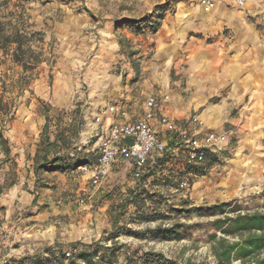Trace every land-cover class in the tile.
<instances>
[{
  "label": "rangeland",
  "instance_id": "374dc122",
  "mask_svg": "<svg viewBox=\"0 0 264 264\" xmlns=\"http://www.w3.org/2000/svg\"><path fill=\"white\" fill-rule=\"evenodd\" d=\"M193 2L0 0L4 33H26L23 59L32 65L13 59V43L0 46V264H31L32 257L83 264V251L93 264H141L144 251L216 264L212 205L227 202L228 214L264 211V0H220L225 15ZM121 89L134 117L153 92L178 127L190 129L201 116L225 139L202 164L188 166L176 135L163 131L172 157L162 174L135 180L115 161L95 186L76 166L97 141L86 132L93 97ZM38 117L47 128L37 126ZM14 119L21 121L15 128ZM58 134L68 154L51 164L67 151ZM53 140L57 146L47 144ZM57 163L63 166L50 168ZM12 184L18 191L8 189ZM157 226L174 232L130 233Z\"/></svg>",
  "mask_w": 264,
  "mask_h": 264
},
{
  "label": "built area",
  "instance_id": "2783aa9c",
  "mask_svg": "<svg viewBox=\"0 0 264 264\" xmlns=\"http://www.w3.org/2000/svg\"><path fill=\"white\" fill-rule=\"evenodd\" d=\"M197 2L206 12L217 6L216 0ZM236 2L243 4L244 0ZM106 111L117 112L116 104H109ZM192 119L197 121V117ZM100 122L101 117L96 115L92 124ZM163 131L176 135L179 147L184 151V161L190 166L202 164L209 151L225 139L223 132L211 130L200 136L194 129L178 127L168 114L160 112L157 97L150 94L144 100V112L141 117L132 121H113L101 126V130L94 131L97 139L96 159L93 163H82L78 168L93 185L100 186L108 176L111 165L122 159L126 162L131 177L139 180L146 171L150 155L162 153L167 148V139L160 135ZM178 186L186 188L188 182L181 180ZM65 254L70 256L69 251Z\"/></svg>",
  "mask_w": 264,
  "mask_h": 264
},
{
  "label": "trees",
  "instance_id": "16d2710c",
  "mask_svg": "<svg viewBox=\"0 0 264 264\" xmlns=\"http://www.w3.org/2000/svg\"><path fill=\"white\" fill-rule=\"evenodd\" d=\"M5 23L0 19V46H6L9 43H13V59L15 61H22L24 69L32 68V65H28L24 62L22 50L25 39L28 40L26 33L19 30L10 33H4ZM159 22L149 23L151 30L155 31L159 26ZM30 50V46L27 47ZM47 120L45 121L44 128H47ZM57 139L61 142L59 148H64L66 142L64 136L58 134ZM55 140L48 141L47 144L55 145ZM172 142L167 139V148L162 153H154L151 159L148 160L146 165V171L143 173L141 180H145L148 176L156 172H162V166L166 161L172 157V152L168 150ZM57 146V145H55ZM68 147H66L67 150ZM68 150L63 155L53 156L52 159L46 162L55 164V162L61 161V157H66ZM93 155L91 157L83 156L76 166L82 163H93L96 159V147L93 149ZM47 157V156H46ZM45 158V157H44ZM46 159V158H45ZM151 162V163H149ZM185 162V161H184ZM150 164V165H149ZM186 164V163H185ZM187 165V164H186ZM50 168H61L62 163L57 165H51ZM190 166V165H188ZM130 173V172H129ZM162 174V173H161ZM130 192L136 195L135 189L130 187ZM131 200H134L131 198ZM227 202L215 203L211 207V215L217 214L211 221V225L214 227V231L209 233L208 237L211 241L210 249L215 257L216 264H229L232 260H239L242 263L247 261L253 262V264H264V211L254 210L251 212H241L238 208L232 209V214L225 213V206ZM148 235H146V233ZM174 230L171 227L157 226L146 231H130L137 237L144 238L146 236L165 238L166 236H172ZM220 232V235H217ZM80 258L83 260V264H93L92 253L89 251H83L80 253ZM141 264H203L196 263L191 260L185 262H178L177 260L167 258L161 252L144 251L141 256ZM31 264H48L41 258L32 257Z\"/></svg>",
  "mask_w": 264,
  "mask_h": 264
},
{
  "label": "crops",
  "instance_id": "0c3cea01",
  "mask_svg": "<svg viewBox=\"0 0 264 264\" xmlns=\"http://www.w3.org/2000/svg\"><path fill=\"white\" fill-rule=\"evenodd\" d=\"M194 2L193 3H195L196 4V7L199 9V10H202V11H204L203 9H202V7L198 4V2H197V0H193ZM217 1V6H216V8L215 9H213V10H210V11H212V12H210V11H208V12H210V13H212V14H214V15H216V14H218V13H220V14H224L225 15V12L223 11H219V5H220V0H216ZM217 10V11H216ZM206 12V11H205ZM109 21H113V20H109ZM120 43V42H119ZM121 43H122V41H121ZM128 92V90L126 89V91H124V90H122L121 89V94H117V95H113V94H111V95H109L108 97L106 96V97H104V95H105V93L103 94V93H100V94H98L97 95V98L96 97H93V100L95 101V104H94V106H95V115H94V118H95V116L96 115H99L100 117H101V122L100 123H94V124H92V126H90L88 129L89 130H87L86 132H92V133H94V131L96 130V129H99V130H101V126H106V125H108L109 123H111V122H113V121H132V120H135V119H137V118H139V117H141L142 115H143V112H144V102H143V105L141 106V108H142V114L139 116V117H134L135 116V114H136V111H135V109L133 108L132 110H130V106H131V99H129V97H130V95H129V93H127ZM150 94H153V95H155L156 97H157V99H158V101H159V103H160V112H162V113H166V114H168L169 115V113H168V111L167 110H165L164 108H163V106H162V103H161V99H159V97L157 96V94H155V93H153V92H149V93H147V95L146 96H148V95H150ZM113 99H116L117 101H119L118 102V105L116 104V106H117V112H115V113H109V112H107L106 111V107L109 105V104H113V103H110V100H113ZM121 100V101H120ZM135 104V103H134ZM199 105H200V103H198ZM198 105V106H199ZM193 106H195V104L193 105ZM195 108V107H194ZM198 108V107H197ZM99 111V112H98ZM170 116V115H169ZM198 122H196V123H189L190 124V126L191 127H189V128H191L192 130L194 129L195 130V132L198 134V135H200V136H202V135H204L206 132H208V131H211V130H214V131H218V129H215V128H212V127H209L210 125L208 124H206L204 121H203V117H201V116H198ZM17 122H21V121H19V120H17V119H14V121L12 122V124H13V128H15V124L17 123ZM23 122V121H22ZM43 122H45L44 121V119H42L41 117H38L37 118V120H36V124H37V126L38 125H40V124H44ZM92 123V122H91ZM91 125V124H90ZM211 129V130H210ZM18 132H19V130H17ZM219 132V131H218ZM14 141V140H13ZM10 146L11 147H16L15 146V144L13 143V142H10ZM119 161V163H120V167H123L124 169H126L127 170V165H126V162L124 161V160H118ZM118 166V167H119ZM119 167V168H120ZM111 168H113V164H112V166H111ZM112 171H115V169L113 168V169H111ZM113 174H117V172L116 173H113ZM116 176V175H115ZM86 178L88 179V177L86 176ZM116 178V177H115ZM13 188V191H18V187H15V185L14 184H12L8 189H12ZM0 191H1V187H0ZM2 192V191H1ZM0 192V193H1ZM23 222H24V225H25V223L27 224V217H23ZM140 253V252H139ZM142 253V252H141Z\"/></svg>",
  "mask_w": 264,
  "mask_h": 264
}]
</instances>
